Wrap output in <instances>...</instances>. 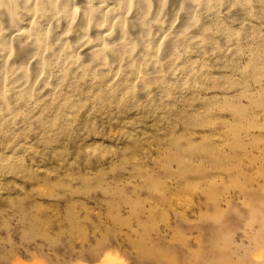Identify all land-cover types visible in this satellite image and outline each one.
<instances>
[{"label":"rangeland","instance_id":"1","mask_svg":"<svg viewBox=\"0 0 264 264\" xmlns=\"http://www.w3.org/2000/svg\"><path fill=\"white\" fill-rule=\"evenodd\" d=\"M237 87L99 113V166L67 140L0 165V264H264V104Z\"/></svg>","mask_w":264,"mask_h":264},{"label":"clouds","instance_id":"2","mask_svg":"<svg viewBox=\"0 0 264 264\" xmlns=\"http://www.w3.org/2000/svg\"><path fill=\"white\" fill-rule=\"evenodd\" d=\"M233 85L264 104V0H0L5 169L57 140L79 145L75 164L99 166L121 147L92 142L99 113L168 111Z\"/></svg>","mask_w":264,"mask_h":264},{"label":"bare ground","instance_id":"3","mask_svg":"<svg viewBox=\"0 0 264 264\" xmlns=\"http://www.w3.org/2000/svg\"><path fill=\"white\" fill-rule=\"evenodd\" d=\"M9 156V155H8ZM112 260V259H111ZM108 261V260H107ZM114 261H115V259H114ZM109 262V261H108ZM112 263V262H111Z\"/></svg>","mask_w":264,"mask_h":264}]
</instances>
